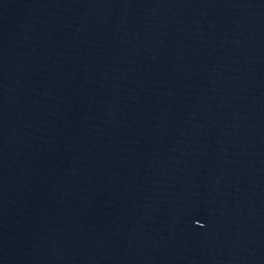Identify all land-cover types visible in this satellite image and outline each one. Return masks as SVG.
<instances>
[{
	"label": "water",
	"instance_id": "water-1",
	"mask_svg": "<svg viewBox=\"0 0 264 264\" xmlns=\"http://www.w3.org/2000/svg\"><path fill=\"white\" fill-rule=\"evenodd\" d=\"M0 264H264V0H0Z\"/></svg>",
	"mask_w": 264,
	"mask_h": 264
}]
</instances>
